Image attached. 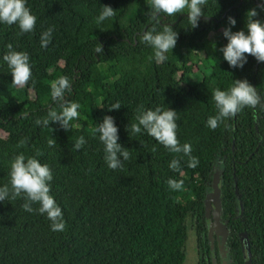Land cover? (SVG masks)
<instances>
[{"label":"trees","instance_id":"trees-1","mask_svg":"<svg viewBox=\"0 0 264 264\" xmlns=\"http://www.w3.org/2000/svg\"><path fill=\"white\" fill-rule=\"evenodd\" d=\"M259 3L264 0H208L206 16L194 29L188 28L186 13L165 18L178 38L164 62L140 39L152 24L148 0H26L37 17L33 32L20 34L17 25L0 23V187L9 182L15 155L40 150L37 159L52 171L50 195L66 223L63 232H54L46 214L21 207L22 198L0 202V264H184L189 229L197 264H218L205 213L216 162L229 264H264V109L244 108L215 130L206 126L216 114L213 91L229 89L233 80L246 79L264 103V63L248 55L242 68H232L220 51L227 44L223 29L246 30L247 10L255 8L254 19L264 22ZM103 6L116 16L97 24ZM49 27L52 37L42 48L40 36ZM209 31L218 32L219 39L202 57L199 38ZM9 43L30 58L26 86L12 84L2 59ZM97 43L102 54L94 53ZM60 76L71 82L66 99L81 105L79 119L67 131L59 123L50 122L49 128L34 123L50 107L60 110L50 95V83ZM116 102L122 106L109 111ZM141 104L177 112L176 135L181 145H191L199 161L195 168L143 130L128 133ZM25 112L28 117L21 118ZM105 115L114 118L118 143L130 152L122 169L108 168L94 132ZM80 136L87 143L74 150ZM24 138L27 144L18 147ZM51 138L56 147H48ZM173 158H180L179 172L169 168ZM170 178L182 187L170 188Z\"/></svg>","mask_w":264,"mask_h":264},{"label":"clouds","instance_id":"clouds-1","mask_svg":"<svg viewBox=\"0 0 264 264\" xmlns=\"http://www.w3.org/2000/svg\"><path fill=\"white\" fill-rule=\"evenodd\" d=\"M208 0H148L150 11L148 12L151 27L141 34V42L151 46L154 50V59L159 62L167 60V54L175 47L178 34L168 23L163 21L167 17L177 16L186 13L189 29L199 26L201 17L204 14V6ZM264 11V4L259 5ZM258 15L255 8L247 10L245 14V29L231 31L230 27L223 29V36L227 44L220 49L223 59L232 68H242L250 55L257 62L264 63V22L254 19ZM116 10L110 6H103L102 11L96 18V23L101 24L105 20L114 18ZM228 24L235 26L236 20L228 17ZM37 17L31 13L26 6V0H0V23L9 26L15 24L20 30V34L33 32ZM54 28L49 27L41 33L40 45L46 47L52 37ZM8 51L3 55V61L10 69L12 84L15 86H26L32 78V70L29 56L26 52L16 51L13 45H7ZM102 46L97 43L94 53L102 54ZM71 92V82L67 76H60L50 83V95L52 101L59 106V111L55 107H50L47 115L34 121L37 126L49 128L50 122L59 123L64 130H71V122L78 120L81 105L66 99V94ZM215 103L216 114L210 116L206 121V126L215 130L227 120L234 118L244 108L255 109L258 105L264 109V103L257 92L246 79L233 80L232 86L227 90L215 89L212 93ZM122 105L116 102L108 107L109 111L118 110ZM28 113H24L21 118H27ZM177 112L170 108L156 107L154 110L146 109L144 105H139L136 109L135 122L127 127L128 133L132 135L141 134L142 130L153 137L159 144L168 149L170 153L182 154L187 157V167L195 168L199 161L191 155L192 147L188 143L180 144L177 135ZM94 132L99 134V140L104 145V160L108 168L112 170L122 169L124 161L130 159L128 149L118 143V128L112 116L105 115L98 125H95ZM87 141L84 136H80L73 144L74 150H80ZM27 144V138L18 142V147ZM48 147H56L54 138L48 139ZM43 155L37 150L35 155L26 156L23 152L15 155L10 161L9 182L0 187V202L16 200L22 198L24 203L21 207L29 213L33 211L47 216L51 222L50 228L54 232H63L66 223L63 220L61 208L57 205L54 197L50 195V182L53 179L52 171L48 164H42L37 157ZM169 168L179 172L181 170L180 158H173L169 163ZM170 188L178 190L182 187V181L169 179L167 181ZM38 205L33 208V205Z\"/></svg>","mask_w":264,"mask_h":264},{"label":"rangeland","instance_id":"rangeland-1","mask_svg":"<svg viewBox=\"0 0 264 264\" xmlns=\"http://www.w3.org/2000/svg\"><path fill=\"white\" fill-rule=\"evenodd\" d=\"M219 39V33L215 31H209L207 34L204 36H200L199 38V45H198V50L200 51L199 54L200 56L204 57V50L205 48L211 49L213 51V42ZM193 50L189 49L187 51L188 54H191ZM220 171V163L216 162L215 164V171L213 174V177L216 176V174H219ZM213 202L210 200L209 202V210L212 211L213 209ZM211 221H210V227H211V236L212 234L216 236L217 241L222 245L223 244V235L225 234L226 227L224 225L219 224L217 221L213 219L211 216ZM217 224V225H216ZM223 251H221L222 254ZM224 256H227V253H223ZM222 260V259H221ZM220 261V260H219ZM184 264H197V250H196V244H195V235H194V230L189 229V237H188V242H187V257L186 261ZM219 264H226L223 260Z\"/></svg>","mask_w":264,"mask_h":264},{"label":"water","instance_id":"water-1","mask_svg":"<svg viewBox=\"0 0 264 264\" xmlns=\"http://www.w3.org/2000/svg\"><path fill=\"white\" fill-rule=\"evenodd\" d=\"M261 4V3H259ZM220 186H221V181L219 179V174L217 173L216 176L213 178V185L211 191L207 194L206 200H205V213L207 218H209V202L210 200L213 202L214 205V220L217 221L219 224L220 222V216H219V194H220ZM209 220V219H208ZM210 222H208L209 224ZM210 236H211V231H210ZM244 246L245 249H247V243L244 240Z\"/></svg>","mask_w":264,"mask_h":264},{"label":"flooded vegetation","instance_id":"flooded-vegetation-1","mask_svg":"<svg viewBox=\"0 0 264 264\" xmlns=\"http://www.w3.org/2000/svg\"><path fill=\"white\" fill-rule=\"evenodd\" d=\"M213 205V204H212ZM239 209L241 210V202H239ZM211 210V209H210ZM209 210V220H208V222H210L211 221V217H210V214H211V216L213 217V219H214V205H213V209H212V211H210ZM219 216H220V214H219ZM220 218V217H219ZM220 222H221V225H224L225 226V222L224 221H221V219H220ZM209 226H210V223L208 224ZM217 225V224H216ZM226 227V226H225ZM226 230H227V228H226ZM210 231H211V227H210ZM227 232L228 231H226L225 232V234L223 235V239H222V241L224 242V240H225V238H226V235H227ZM211 240L212 241H214L215 242V244H216V247H217V249H218V264L220 263V262H222V260L226 263V264H229V262H230V259H229V250H228V246H226V244L224 243V244H220L218 241H217V238H216V236L215 235H213L212 234V236H211ZM246 241V239H243V241ZM246 243H247V241H246ZM243 245H244V242H243ZM248 247V246H247ZM244 248H245V246H244ZM245 250H247V249H245ZM221 251H223L222 252V254H221ZM227 253V256H224L223 255V253ZM222 259V260H221ZM220 260V261H219Z\"/></svg>","mask_w":264,"mask_h":264}]
</instances>
